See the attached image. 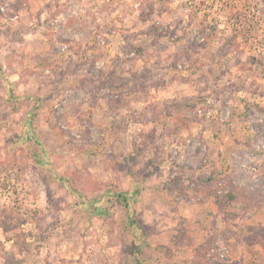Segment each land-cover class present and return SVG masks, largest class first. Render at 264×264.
Listing matches in <instances>:
<instances>
[{"label": "rangeland", "instance_id": "obj_1", "mask_svg": "<svg viewBox=\"0 0 264 264\" xmlns=\"http://www.w3.org/2000/svg\"><path fill=\"white\" fill-rule=\"evenodd\" d=\"M180 165L264 190V0H0V264H203ZM255 206L212 258L257 264Z\"/></svg>", "mask_w": 264, "mask_h": 264}, {"label": "trees", "instance_id": "obj_2", "mask_svg": "<svg viewBox=\"0 0 264 264\" xmlns=\"http://www.w3.org/2000/svg\"><path fill=\"white\" fill-rule=\"evenodd\" d=\"M258 132V131H257ZM181 170H186L189 172L190 177L187 178L188 182L194 183V186L196 187L195 193L198 195L199 199H202V201L206 200H211L212 203L216 207V211L211 213V219L212 223H216L218 219H222L224 222V228L225 229H234L236 226H239L243 224L245 214L248 212L251 207H262L264 205V190L259 191V195L256 196L255 198L252 199V206L249 203L246 202H239L237 204L236 210L231 211L230 207L232 205V202H234L240 195V192L237 190H234L232 188H229V180L225 179L224 180V173L221 168H215L214 166H183L180 165L179 167ZM207 168V169H206ZM205 171V174L202 172ZM208 170V173H207ZM207 173V174H206ZM247 179H251L256 185L257 184H262L263 182H257L254 177V173L250 172V170L246 173L243 174ZM179 180L181 181V176H177ZM174 181V178L173 180ZM185 184V183H184ZM178 189V188H177ZM134 193H137L138 190L136 189L133 191ZM119 198H124L125 195L123 193L117 194ZM201 197V198H200ZM126 201V200H124ZM257 201V203H256ZM256 203V204H255ZM127 203H125L126 205ZM8 216L4 217L3 222L7 223ZM6 220V222H5ZM1 227V226H0ZM3 231L7 232L8 228L5 224L2 226ZM180 236V235H179ZM179 236L178 239L180 238ZM209 239V240H208ZM179 243L181 244V241L179 239ZM178 243V244H179ZM213 243L212 238H207L206 241L202 242V245H195L193 249L198 253V255H201V248H203V252H205L206 256V262L203 264H208L210 263L207 259L208 256L210 257V252L209 249L212 248L211 244ZM213 261V260H212ZM212 264H230V262L224 258H222L219 261L216 262H211Z\"/></svg>", "mask_w": 264, "mask_h": 264}, {"label": "crops", "instance_id": "obj_3", "mask_svg": "<svg viewBox=\"0 0 264 264\" xmlns=\"http://www.w3.org/2000/svg\"><path fill=\"white\" fill-rule=\"evenodd\" d=\"M240 197V196H239ZM238 199V198H237ZM236 199V200H237ZM235 200V201H236ZM235 201L234 202H232V207H230V210L231 211H234V210H236V206H233V204L235 205ZM206 203H204L205 205H208V204H212V206L211 207H205V206H202V207H204V208H202V210L200 211V214L201 215H203V217H204V219L206 220V222H204V221H201V220H196V222H195V228H198V227H201L200 225H202V224H205L206 226H204V228H203V230H204V232H205V236L207 237V238H212L213 239V243H214V238H213V235H215V233L217 232V231H221L222 229H221V226H222V228H223V226H224V222H223V220L222 219H218L217 221H216V223H212V219H211V213L212 212H215L216 211V207H215V205L212 203V201L209 199V200H206L205 201ZM204 204H202V205H204ZM237 205V204H236ZM253 209V208H252ZM264 208H263V206L262 207H259V208H257V210H252V212H253V214H256L257 213V211H261V210H263ZM255 212V213H254ZM251 215V214H250ZM255 217H256V215H254V216H249L248 218H244V225H249L250 227L251 226H253V224H254V222H255ZM200 219V218H199ZM199 221V222H198ZM221 222H222V224L223 225H221ZM261 226H264V225H261ZM264 228L262 227L260 230H259V232H261L262 230H263ZM189 232H190V234L191 235H193V231L191 230H189ZM194 236V235H193ZM263 236V235H262ZM230 239H232V238H230ZM209 240V239H208ZM217 242L218 241H216L215 242V244H217ZM213 243H211V244H209V245H211L212 247H213ZM243 245V244H242ZM234 246V245H233ZM254 246V248H253V250L251 249V251H253V253L255 254V255H253L254 256V258L253 259H251L249 262H251V261H253V260H255L254 261V263H257V264H264V238L263 239H261V241H259V243L256 245L255 243H253L252 244V246L251 247H253ZM257 249H260V254L258 255V254H256L257 252H255L254 250H257ZM262 256V257H261ZM228 261L230 262V264H243V262L240 260V257L239 258H236L235 259V257L234 256H232L231 254H228ZM234 257V258H233ZM249 259H250V257H249ZM210 263H208V264H212L211 262H216V261H219V260H221V259H217L216 260V258L215 257H213L212 258V256H208V259H207ZM213 260V261H212ZM227 261V262H228ZM246 262H244V264H245ZM248 263V262H247Z\"/></svg>", "mask_w": 264, "mask_h": 264}]
</instances>
